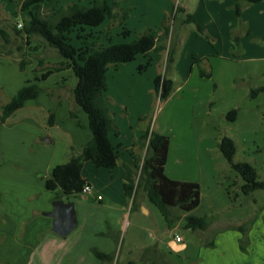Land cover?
I'll return each mask as SVG.
<instances>
[{
	"label": "rangeland",
	"instance_id": "374dc122",
	"mask_svg": "<svg viewBox=\"0 0 264 264\" xmlns=\"http://www.w3.org/2000/svg\"><path fill=\"white\" fill-rule=\"evenodd\" d=\"M18 1L21 0H13L18 16L8 15L5 20L26 24L28 14L20 13ZM90 1L62 0L64 5L75 2L85 7L90 6ZM116 1L118 6L113 9L114 18L91 29L107 30L103 36L104 40L109 35L113 44L128 43L144 30L149 29L159 35L163 22L170 28L166 49L149 53L150 56L135 65L137 71L130 82L140 85L139 98L125 96L122 103L126 108L128 106L131 113L142 114L137 120L138 126H134L135 129L149 128L150 131L169 138L165 175L178 181L186 180L199 185L200 204L192 211V216L205 218L210 228L205 237L201 231L186 229V220L182 217L186 212L178 208L173 210L172 222L166 223L157 208L138 190L131 218L139 217L141 226L140 229H135L134 233V229L130 228L120 254L118 253L117 264H121L126 256L131 234L135 239H140L141 244H153V237L161 238L168 257L166 264H191L182 258L193 256L196 259L199 246L212 241L215 233L237 231L236 227L247 225L249 222L251 224L247 227V240H243L245 251L240 249L242 234L237 231L240 233L237 240L238 250L245 256L252 253L257 263L264 264V191L257 190L245 196L240 190L243 180L230 168L218 148L221 138L228 137L233 140L236 147L233 162L249 163L256 169L257 179L264 181V2L253 5L243 3L240 18L233 7L231 14H223L221 20L225 21L224 23L220 21L218 25L211 24L209 30L202 26L201 33L193 24H181L183 17L180 14L176 15L174 20L177 7H182L183 3L188 4V14H192L198 0ZM123 13L128 14L125 21H122ZM206 14L207 20L213 22L210 14ZM248 20L251 24L249 34L245 25ZM190 33L207 43L212 49L211 56L198 57L191 61L192 55L188 50L191 46H186L185 50L178 47V42L187 39ZM98 34L99 38L100 33ZM104 42L98 44H110L108 41ZM193 43L198 46L195 52H201V45ZM242 45L244 50H241ZM169 50L171 51L168 56ZM56 55L55 49L46 48L39 57ZM29 56L36 57L31 53ZM141 57L140 55L139 58ZM42 65H37L35 70L45 66L54 68L58 63ZM140 65L143 68L139 71ZM56 74L53 73L50 80L56 79ZM158 75L173 81L172 92L166 99H161L154 91L153 80ZM66 79L69 85L72 77L66 76ZM44 82L42 81V84H48ZM53 90L55 91L52 89L49 92H54ZM60 94L72 104L70 88L61 89ZM52 109L54 110L55 106H52ZM232 110L237 111L234 121L227 117ZM13 117L8 120V128L17 125L16 117ZM41 118L44 119V116ZM39 120H36L39 127H48ZM22 129L19 130L22 135H31L38 131V128H31V125H22ZM46 137L43 136L40 140ZM141 153H145L144 149ZM138 174L139 171L136 170L135 183ZM140 207L148 210L149 215H144ZM253 227L256 230L255 241L251 242L250 231ZM173 235L185 240L188 246L185 252L174 253L170 250L167 242ZM231 262L234 260L231 259Z\"/></svg>",
	"mask_w": 264,
	"mask_h": 264
},
{
	"label": "crops",
	"instance_id": "0c3cea01",
	"mask_svg": "<svg viewBox=\"0 0 264 264\" xmlns=\"http://www.w3.org/2000/svg\"><path fill=\"white\" fill-rule=\"evenodd\" d=\"M262 2L264 0L260 4ZM61 4L64 5L62 0ZM234 4V0H198L191 15L200 26L209 30L211 24L218 25L220 21L225 22L221 20L223 14L225 12L231 14ZM181 6L186 13H189L188 4L183 3ZM16 9L13 0H0V20L4 21L8 15L18 16ZM207 12L212 17L211 23L207 20ZM245 25L246 30L251 32L249 20ZM89 31L95 34L98 43L108 41L107 43L113 44L111 36L108 35L106 40L103 38L107 30L87 32ZM126 32L129 33L127 29ZM69 38L73 44L78 45L79 40L75 31L69 35ZM193 42L201 45V52H195L198 46ZM178 43V47L184 50L187 49L186 46H191L188 49L192 55L191 61L212 55V49L207 43L193 33ZM46 48L53 50L41 39L32 38L30 45L24 48L23 70L19 69L18 55L14 57L0 55V113L23 86L35 83L44 90L36 99L27 101L22 109L8 119L16 117V127L8 128V120L0 124V264H115L130 228L134 229V233L141 226L139 217L131 218L132 203L125 195L123 185L135 183L136 159H142L144 156V153H141L143 148L140 146V141L146 131V128L144 130L134 128L138 126L137 120L142 114L131 113L128 106L126 108L122 102L125 96L139 98L140 85H133L130 81L136 74L137 62L150 55L141 58L138 56L127 64L111 66L107 71L108 87L104 98L119 130L117 137L110 134V141L118 154L117 165L112 170H108L97 168L92 162L84 163L82 178L87 182L90 191L69 199H61L73 203L76 220V227L69 234L62 236L52 231L54 218L46 215L52 211L51 203L54 199L53 193L45 188V180L51 177L52 169L56 165L67 160L68 146L80 148L90 140L91 135L87 116L82 111H78L77 118L70 119L71 105L68 99L60 94L61 89L65 87L70 88V91L75 87L76 79L72 71L66 69L57 73L55 75L57 78L53 81L50 80L52 76H49L44 80V83L48 82V84H42L41 71L50 68L45 66L40 68L42 70H35L36 66L62 61L57 52L53 57H39ZM241 50H244L243 45ZM30 53L37 58L29 56ZM66 76L72 77L69 85ZM52 89L55 91H51L48 96L46 92ZM54 103L57 104L54 109V121L53 125L49 126L47 114ZM42 115L44 119L41 118ZM37 118L48 127H39ZM22 125H31V128H38V131L31 135H22V131L19 132ZM40 133L46 135H38ZM43 136L50 138V142H42L40 138ZM142 210L144 215H149L148 210L144 208ZM192 214L193 212H188L182 217L185 219ZM209 229L208 227L201 231L204 237L209 234ZM255 231L254 227L250 231L251 242L255 241ZM175 236L173 235L167 242L170 250L174 253L185 252L188 248L187 243L183 238L181 243H176ZM239 238L240 233L233 230L215 233L212 239L213 247H206L205 243L208 242H204L203 246H199L196 259L189 256L182 260L191 264H259L256 259L254 260L252 253L250 256L240 254L237 243ZM129 239L126 256L121 264L129 262L166 264L168 257L161 238L153 237V244H141L140 239H135L132 234ZM146 248L152 250L146 257L140 259V252ZM97 253H114V261L108 263L100 260L96 257ZM231 259L234 262H231Z\"/></svg>",
	"mask_w": 264,
	"mask_h": 264
},
{
	"label": "trees",
	"instance_id": "16d2710c",
	"mask_svg": "<svg viewBox=\"0 0 264 264\" xmlns=\"http://www.w3.org/2000/svg\"><path fill=\"white\" fill-rule=\"evenodd\" d=\"M234 1L235 13L240 18L243 3L253 5L263 0ZM18 6L20 13L28 14V20L21 28L17 27V23L0 20V55L5 57L18 55V66L20 70H23L24 48L30 45L32 38H39L45 45L55 49L62 61L54 68L44 71L40 80H46L55 72L70 69L76 84L71 90L72 104L69 109V118L76 119L77 112L82 111L88 119L90 140L80 148L68 146L67 160L56 165L52 169L51 177L45 180V188L53 193L54 200L69 199L80 195L83 187L88 185L82 178L85 162H92L97 168L108 170H112L117 165L118 154L110 141V134L117 137L119 130L104 98L108 87L107 71L111 66L130 63L140 55L146 56L153 51L165 50L171 31L163 22L159 35L148 29L128 43L104 45L98 44L93 33L87 31L114 18L113 9L118 6L116 0L111 2L91 0L89 7L75 2L62 5L61 0H21L18 1ZM178 14L183 17L181 24H193L199 32L203 33L202 26L196 22L193 15L186 13L184 8L175 9L174 20ZM127 18L128 14L123 13L122 21ZM74 31L79 40L77 46L69 38ZM247 34H249L248 31ZM142 68L143 66H138L139 71ZM153 86L160 98L166 99L172 92L173 81L158 75L153 80ZM42 92L44 90L35 83L20 88L2 108L0 124H4L15 112L22 109L27 101L36 99ZM46 93L50 95L49 91ZM53 106L56 107L57 104L54 103ZM236 114L237 111L232 110L227 117L234 121ZM53 121L54 110L52 109L48 114V125L52 126ZM169 144L168 137L147 128L140 141V146L145 153L142 159H136L135 164L136 170L139 171L138 179L136 183L123 185L125 195L132 201L131 209L134 208L135 196L140 190L168 224L172 222L174 209L178 208L186 213L195 210L200 204L201 194L197 183L172 180L165 175L164 168ZM218 148L230 168L243 180L240 190L245 196L257 190L264 191V181L257 179L256 169L252 165L246 162H233L236 152L233 140L228 137L221 138ZM185 220V228L191 231H204L209 226L203 217L188 216ZM249 223L236 227V230L242 234L241 251H245L243 240H247ZM205 246L213 247V241L205 243ZM151 250L152 248L143 249L140 252V259L146 257ZM96 257L108 263L114 261V253H97Z\"/></svg>",
	"mask_w": 264,
	"mask_h": 264
},
{
	"label": "water",
	"instance_id": "95a60500",
	"mask_svg": "<svg viewBox=\"0 0 264 264\" xmlns=\"http://www.w3.org/2000/svg\"><path fill=\"white\" fill-rule=\"evenodd\" d=\"M44 143H49V138L41 139ZM48 217L54 218L52 231L58 235L65 236L76 227L75 212L72 202L63 200H54L52 202V211L46 213ZM182 249V248H180Z\"/></svg>",
	"mask_w": 264,
	"mask_h": 264
},
{
	"label": "built area",
	"instance_id": "2783aa9c",
	"mask_svg": "<svg viewBox=\"0 0 264 264\" xmlns=\"http://www.w3.org/2000/svg\"><path fill=\"white\" fill-rule=\"evenodd\" d=\"M22 26H23V23H20V22L17 23L18 28H21ZM89 191H90V187L88 185H85L82 189V193H88ZM174 240L176 243L182 242V238L180 236H177V235L174 237Z\"/></svg>",
	"mask_w": 264,
	"mask_h": 264
}]
</instances>
